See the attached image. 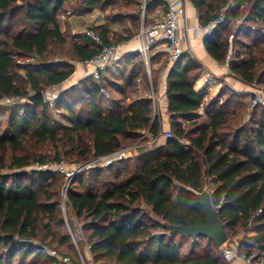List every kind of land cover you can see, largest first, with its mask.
<instances>
[{"label": "trees", "instance_id": "16d2710c", "mask_svg": "<svg viewBox=\"0 0 264 264\" xmlns=\"http://www.w3.org/2000/svg\"><path fill=\"white\" fill-rule=\"evenodd\" d=\"M190 1L198 9L203 26L216 20L224 8L226 14L236 8L234 16H238L241 8L248 6L246 21H251V26L246 29L264 36V0ZM67 2L30 0L24 7V21H20L16 19L18 0H0V113L9 112L5 127L0 121V264H27L32 254L31 241L40 238L43 230H51V225L60 219L61 184L55 174L65 182L61 174L40 171L39 178L1 174L7 166L18 170L30 165L31 157L20 154L29 140L54 144L58 161H66L63 156H69L76 164H82L120 150L126 140H136L145 131L153 138L160 136V115L148 97H137L128 104L119 101L111 111L104 110L102 88L108 84L105 73L109 67L100 81L91 77L89 85L81 83V88L72 87L64 93L63 96L79 89L81 95L72 96V102L86 105L77 109L66 103V112L61 114L65 123L55 117L48 101L43 105L30 102L31 95L64 83L74 73L71 62L59 64L47 58L52 45L66 46L65 55L79 62L101 50V45L86 36L82 42L67 40L58 23L59 16L67 10ZM107 3L81 0L80 9L90 12ZM130 3L141 7L137 13H142L143 0ZM160 5L164 7L162 0H145L144 9L147 12ZM226 14L225 21L204 40L207 51L221 63H225L229 49ZM145 18L144 25L150 26L152 22ZM21 22L26 28L14 32L13 28ZM90 28L104 45L123 41L111 40L110 28ZM260 37L252 42L247 57L234 52L229 63L231 72L247 84H264V40ZM20 56L33 60L20 63ZM122 59L129 72L123 76L124 88L118 90L127 98L128 89L142 74L141 59L137 52L125 54ZM198 69L200 66L184 54L168 75L173 137L162 146L137 153L135 169L121 181H104V189L96 188L97 185L85 190L77 188L83 183L78 178L81 172L70 183L69 206L78 218L87 219L83 230L90 231L88 242L95 263L231 264L210 249L215 244L208 238L193 240L189 254L183 255L181 245L173 237L175 225L205 223L198 194L206 187L213 190L212 203L226 224L227 233L239 228L250 233L249 240L239 244V250L264 252V120H255L247 130L237 129L229 141L221 134L231 121L227 104H211L206 108L204 122L199 124L196 111L204 105V95L192 83ZM7 98L15 104L3 103ZM259 110L264 108L255 107L257 113ZM37 161L44 163L45 159ZM125 168L118 166L113 176L120 177ZM95 172L100 180L102 170ZM149 217L157 220L148 222ZM158 227L162 230L157 231ZM202 239L207 240L209 249L198 252Z\"/></svg>", "mask_w": 264, "mask_h": 264}, {"label": "rangeland", "instance_id": "374dc122", "mask_svg": "<svg viewBox=\"0 0 264 264\" xmlns=\"http://www.w3.org/2000/svg\"><path fill=\"white\" fill-rule=\"evenodd\" d=\"M30 0H18V15L16 17L17 20L24 21V15H25V5ZM108 3L104 4L103 6H99L95 9L98 13V18H102L104 24L101 25L103 28H110L111 22L113 21H120L121 24H123L128 18H130L132 15L130 13L132 12H139L141 7H135L134 4H131L133 0H107ZM145 2V0H143ZM145 5V4H144ZM142 6V9L144 10L145 6ZM81 6V0H68L67 2V11L70 10L73 14H80L83 11L80 9ZM236 8H232L229 12L226 14V8L222 9L219 12V16L222 14L227 15V29L225 30L226 37L228 36L229 44L233 43V48H235L236 51L235 54H243L244 56H248V52H250V46L255 38H259L260 35L254 34L251 30H248L246 28H249L250 22L246 21V15L248 14V6L241 8L239 15L234 16V12L236 11ZM159 13L161 9L155 10V12ZM65 13V12H64ZM63 13V14H64ZM62 15V14H61ZM218 16V17H219ZM92 17L91 13H87L85 15H74L70 18V22L74 25L76 33L78 34H84L86 29L84 23L87 21H90ZM162 17H156L155 19H151V22L154 23L156 20H160ZM135 22V21H134ZM253 24V23H252ZM135 25L137 26V23L135 22ZM23 28H26L23 26V23L21 22L19 25H16L13 28V31H19ZM119 30H122V27H118ZM142 27L137 28L141 29ZM111 29V28H110ZM263 30V29H262ZM140 31V30H139ZM139 33V32H138ZM263 40H264V36ZM260 37V38H262ZM116 39V38H115ZM69 42L73 43V38L67 39ZM262 46V45H261ZM264 46V45H263ZM164 48V47H162ZM66 49L67 47L64 46L63 48H58V46L52 45L51 49L49 50V53L47 55L48 59L55 60L59 64H66L68 62H71L72 64L76 62V60L71 59L69 56H66ZM32 58H29L27 56H20L19 62L20 63H27L29 61H32ZM166 61V59H164ZM39 60L36 59V62ZM121 61V60H119ZM79 62V61H78ZM80 65H84L83 62H79ZM124 68V67H123ZM121 68L119 70L118 75L112 74L113 72H110L112 75H106L108 78V84L104 87L103 92V103L105 101L111 102L114 97L119 96L120 100L124 101L126 104L133 101L137 97H148L153 96L155 93H157L156 87L154 82L151 81L150 84L145 80V82L142 80V75L137 79L135 86L133 88L128 89L129 93L127 95V98L123 97L121 92L118 90V88H124L125 82L123 81L124 76V70ZM227 69L229 70V75H232L233 73L229 69V66H227ZM22 74V73H21ZM223 75V74H221ZM219 76V80L224 79L226 76ZM237 77V76H236ZM89 79V80H88ZM86 80H88L86 82ZM92 78L89 74L88 70L83 73V79L76 81L74 84H70L68 82H65L63 84L57 85V86H47L44 91V96L46 101L49 102L50 107L53 110V113L55 117L62 123H65L61 117V114L66 112L65 104L66 103H72V105L75 108H81L82 106H86L85 104L82 105V103L78 102H72L73 98L72 96H80L79 89H77L75 92H70L66 94L70 88L77 87L81 88L84 85H89ZM121 80V83H120ZM147 82V83H146ZM119 86V87H118ZM253 90L249 93H239L233 88V86L222 82L220 85L217 86V90L213 91H207V94L204 95V100L207 103L211 104H218V106H226V110L229 113V117L231 118V121L228 126L224 127L221 130V134L223 137L227 138L229 141H231L232 137L234 136V133L237 129H244L247 130L251 128L254 125L255 120H264V111L259 110L258 113L255 111V107H252V92L254 90H262L264 92V84H258L254 83L252 85ZM25 100H22L21 102H24ZM256 112L255 115H252L253 112ZM9 117V112H2L0 113V121L2 123V126H6L7 121ZM205 115H202L198 122L199 124H202L205 120ZM147 135L143 134L140 138L136 140H126L124 142V145L121 149H128L129 154L127 158L122 159V162L120 160L116 161L111 166H106L103 163H99L96 165L89 164L87 165L80 173L79 179L83 180L82 186L77 187L80 190L88 189L90 186H96V188L104 189L105 185L103 184L104 181H121L122 179L126 178L129 173H131L135 169V163H136V154L137 150L145 144L147 140ZM57 149L54 144L50 142L46 143H37L36 141H28L25 144V147L20 152V154L24 155L27 154L31 157V163L25 168L22 169H13L11 167H6L1 171V174L3 175H9L13 173H19V174H26L28 176H33L35 178H39V173L41 171L40 167L44 164L50 163V162H56L58 161L56 157ZM65 157V163L69 167H74L78 164L73 162L69 156H63ZM40 158H44L45 162H38ZM86 162V163H90ZM10 164V162H8ZM126 166L125 172L123 175H121L118 178H115L113 176L116 168L119 166ZM101 169L102 170V177L100 180H97L96 175L97 173L95 170ZM54 174L55 172L52 171ZM57 173V172H56ZM57 178L59 179V183L61 184V198H60V206H59V216L60 219L57 223H53L51 226V230L46 229L42 231L41 237L36 238L32 240V254L27 259V264H54L56 259L58 257H70L73 264H97L93 260V256L90 252V244L88 242L89 230H83L85 222H87V219L84 218H78V216L75 214V212L71 209L69 206V202H66V208L64 209L63 200H64V194H65V182L63 181V178L57 174H55ZM11 182V181H10ZM209 191V187H207ZM148 209L146 208V211ZM157 219L155 218H147L148 222H154ZM159 222H162V220H159ZM157 231H161L162 228L158 227L156 228ZM250 233L246 232L245 229L239 228L236 232H229L228 230V245L236 244L239 245L241 242H246L249 240ZM174 240L181 245L182 254L188 255L193 244V240L190 238H186L184 236H181L179 234L173 233ZM19 242L22 241V239H18ZM199 246L197 247L198 252H205L207 249H209L207 240L202 239L199 241ZM210 249L218 253L220 255H223L224 258L226 256L222 254L223 247L217 248L216 246H211ZM2 248H0V251ZM21 250L23 251V247H21ZM253 251H258L257 249H254ZM242 252H246L245 250H242ZM224 253V252H223ZM65 255V256H62ZM264 257V255H263ZM227 259V260H226ZM225 260L232 262L226 258Z\"/></svg>", "mask_w": 264, "mask_h": 264}, {"label": "crops", "instance_id": "0c3cea01", "mask_svg": "<svg viewBox=\"0 0 264 264\" xmlns=\"http://www.w3.org/2000/svg\"><path fill=\"white\" fill-rule=\"evenodd\" d=\"M145 4V2H144ZM67 7V4H66ZM185 7H186V14H185V24L187 26H190V47L192 49V54H188L199 66L200 70H196L194 72L193 77V85L198 93H201L203 95L207 94V91H213L217 90V86L220 85L222 82H225L239 93H249L253 90L252 85L253 84H247L244 81H242L239 77L231 76L229 75V70L227 69L226 63H221L217 61L215 58H213L210 53L207 51L204 40L205 35L201 32L196 33L195 29L202 25L201 24V18L198 9L193 5V3L190 0H185ZM68 8V7H67ZM156 8L161 9L162 13L159 11L155 12ZM98 11L97 9H93L90 12H82L80 14H73L70 10H66V12L59 16L58 23L61 27V29L65 32L67 39L73 38V42H82L84 40V36L82 34L76 33L74 25L70 22V18L74 15H85L87 13H91L92 17L90 21H87L84 23L85 28L90 27H98L104 24L102 18H98ZM71 12V14H69ZM138 16L134 18L135 15ZM140 14V15H139ZM132 15L130 18H128L123 24H121L120 21H113L111 22V32H110V39H119L121 38L122 44H123V50L126 55L131 53H139L138 48L140 45L139 37H138V25L139 27H142L144 25V20L147 17L148 21L151 22V19H155L156 17H162L164 16V7L158 6L153 7L149 10H142V13H130ZM161 18V19H162ZM137 23V26L135 25V22ZM157 21V20H156ZM118 27H122V30L120 31ZM141 63L140 67L142 70V80L144 78L148 82V84L154 82L157 93H155L153 96H150V99L152 100L153 107L155 108L156 112L160 115V123H161V132L159 137L153 138L149 131H145L144 134L147 135V140L145 144L141 148H139L137 153L140 151L146 149L155 148L157 146H162L167 139L165 133L167 131H171V119H170V113L168 111L169 102L167 97V87H168V75L171 71V68L173 67L174 63L170 61L169 56L165 50V48H162V46L153 47L149 53L148 58H144L139 53ZM246 57V56H245ZM166 59V61L164 60ZM121 60V59H120ZM123 60V59H122ZM117 60L114 63H112L109 66V70L105 73L106 75H118L119 70L123 68L124 75L128 74L129 72V66L126 68L125 62ZM74 66V73L71 75L69 79H67L65 82H68L70 84H74L76 81L83 79V73L87 71L86 67L83 65H80L78 61L73 63ZM114 71V72H113ZM110 72H113L112 74ZM206 73H209L212 75V80L209 83H205L203 78L206 75ZM223 74V75H221ZM226 76L224 79L219 80V76ZM139 79V78H138ZM64 82V83H65ZM146 82V83H147ZM121 83V80H120ZM63 84V83H62ZM122 101L120 100V97H114L111 102L105 101L103 103V108L106 112L111 111L113 109V106L116 102ZM211 103H207L204 100V105L200 109L196 111V116L201 117L202 115H206V108L207 106H210ZM186 121V120H185ZM207 188V187H206ZM232 264H243L240 260H233L231 261Z\"/></svg>", "mask_w": 264, "mask_h": 264}, {"label": "built area", "instance_id": "2783aa9c", "mask_svg": "<svg viewBox=\"0 0 264 264\" xmlns=\"http://www.w3.org/2000/svg\"><path fill=\"white\" fill-rule=\"evenodd\" d=\"M164 2V16L162 19L155 21L150 26L143 25L138 33L140 45L138 52L144 57L148 58L149 53L153 47L162 46L165 48L171 62L175 63L184 54H192L190 47V26L185 24V0H162ZM71 14V12H69ZM225 21V14L220 15L216 20L212 21L208 26L200 25L195 31L196 33H203L205 36L210 35L213 30L222 22ZM90 38L96 44L101 45V50L92 58L83 62L84 66L88 70L91 77L100 81L107 70V68L117 60L124 57L125 52L123 50L122 42H116L109 45L102 43V38L91 28H87L85 33L82 34ZM234 48L233 43L229 44L228 53L226 56V66H229L230 61L233 58ZM205 83H209L212 80V75L206 73L203 78ZM104 92V87L102 88ZM252 107L264 108V92L262 90H254L252 92ZM3 103L15 104L13 99L7 98ZM186 122L183 123V126ZM167 138L173 137L172 131L165 133ZM182 143H186L182 141ZM128 149H120L116 152L95 158L90 163H82L76 166L69 167L65 161H56L44 164L40 167L41 171H54L61 174L65 180V194L63 200V207L66 208V202L68 201L67 191L72 180L89 164L103 163L106 166L114 164L118 160H122L128 157ZM208 188H205V190ZM212 193L213 190L209 189ZM223 254L228 260H240L243 264H264V252L252 251L250 253L242 252L239 250V245H228V241L222 246ZM54 264H73L70 257H58Z\"/></svg>", "mask_w": 264, "mask_h": 264}, {"label": "water", "instance_id": "95a60500", "mask_svg": "<svg viewBox=\"0 0 264 264\" xmlns=\"http://www.w3.org/2000/svg\"><path fill=\"white\" fill-rule=\"evenodd\" d=\"M30 102L43 105L46 103L44 93L37 92L29 97ZM205 214V223L198 226H173L172 233L179 234L186 238L195 240L205 237L210 239L217 248H221L228 241L226 224L223 223L218 215V210L212 203L211 194L204 190L198 194Z\"/></svg>", "mask_w": 264, "mask_h": 264}]
</instances>
